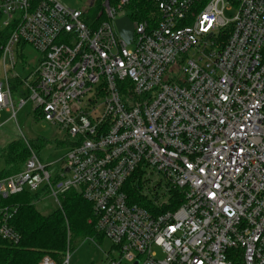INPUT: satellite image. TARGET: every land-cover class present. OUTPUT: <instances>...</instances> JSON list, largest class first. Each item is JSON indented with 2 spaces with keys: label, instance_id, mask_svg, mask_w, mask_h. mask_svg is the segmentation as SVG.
Returning <instances> with one entry per match:
<instances>
[{
  "label": "built area",
  "instance_id": "2783aa9c",
  "mask_svg": "<svg viewBox=\"0 0 264 264\" xmlns=\"http://www.w3.org/2000/svg\"><path fill=\"white\" fill-rule=\"evenodd\" d=\"M154 2V26L133 22L122 0L106 1L91 29L61 0H0L14 28L0 112L16 119L31 104L69 138L60 174L27 143L23 172L0 180V237L21 239L2 198L42 192L61 206L75 191L118 253L107 264H264V0ZM125 17L131 43L116 27ZM15 80L27 94L18 108ZM150 175L161 196L143 193ZM71 258L68 245L62 263L38 264Z\"/></svg>",
  "mask_w": 264,
  "mask_h": 264
},
{
  "label": "trees",
  "instance_id": "16d2710c",
  "mask_svg": "<svg viewBox=\"0 0 264 264\" xmlns=\"http://www.w3.org/2000/svg\"><path fill=\"white\" fill-rule=\"evenodd\" d=\"M84 11V21L91 29H96L105 21V16L100 15L102 11L101 0ZM110 5L116 6L122 0H107ZM129 17L133 22L143 21L156 25L158 12L154 0H130ZM0 15V20H1ZM14 28L5 27L0 31V61L2 49L10 38ZM21 81H13V88L18 90ZM39 140V143H44ZM38 147L36 142L27 141L24 138L12 142L1 153L0 158L4 160L6 169L0 173V180L20 174L23 172L26 162L30 158V149ZM41 146V145H40ZM60 146L64 144L60 143ZM69 143L66 144L68 148ZM126 190L132 192L127 184ZM44 197V193H23L1 199V206L11 211L16 210L10 226L20 235L21 239L17 245L10 243L0 237V264H38L44 256H50L57 263H62L67 252L68 244L71 247L73 239L82 237L103 238L96 231L94 223L93 207L85 201L82 196L71 191L61 199L62 209L56 210L49 216H43L36 210V201ZM90 221H92L90 223Z\"/></svg>",
  "mask_w": 264,
  "mask_h": 264
},
{
  "label": "rangeland",
  "instance_id": "374dc122",
  "mask_svg": "<svg viewBox=\"0 0 264 264\" xmlns=\"http://www.w3.org/2000/svg\"><path fill=\"white\" fill-rule=\"evenodd\" d=\"M64 4L68 5L72 9L87 10L91 4L95 3L94 0H61ZM107 0H101L102 6ZM236 15V11L226 12V18L232 19ZM6 17L1 16L0 20V31L5 29L4 22ZM25 52L28 55L29 60H33L37 57V53L31 46L25 48ZM193 54H190L192 57ZM196 58V57H194ZM0 82H5L4 68L0 62ZM13 94V102L16 108L19 106L20 97L27 95L22 90L15 91L13 88V81L11 82ZM19 87V86H18ZM12 112L3 110L0 112V156L1 153L6 149L12 142L24 138L28 142H36L38 147L36 150L31 148L33 152L37 153L42 162L48 167L54 176L60 174L64 165L63 158L66 154V144L69 143L67 133L51 126L40 120L33 112L32 105L29 104L26 108L19 111L17 118H12ZM39 140H44V143H39ZM60 143L64 146H60ZM41 145V146H40ZM31 153V151H30ZM6 169V165L3 159L0 158V173ZM158 179L155 176L146 177V183L143 185V193L149 196V193L156 191L161 196L162 190L158 188ZM164 187V186H162ZM152 191V192H150ZM152 198L150 196L148 199ZM61 201V200H60ZM36 210L43 216H49L56 210L62 209V207L56 203L55 199L44 196L36 201ZM69 245V244H68ZM111 242L106 238H93V237H82L75 238L70 247L72 254L71 264H107L109 258H119L118 253L114 252ZM68 249V248H67ZM159 253V258H163V254L160 250L156 249Z\"/></svg>",
  "mask_w": 264,
  "mask_h": 264
},
{
  "label": "water",
  "instance_id": "95a60500",
  "mask_svg": "<svg viewBox=\"0 0 264 264\" xmlns=\"http://www.w3.org/2000/svg\"><path fill=\"white\" fill-rule=\"evenodd\" d=\"M116 27L120 37L127 43H131L134 37V24L125 17L116 21Z\"/></svg>",
  "mask_w": 264,
  "mask_h": 264
}]
</instances>
